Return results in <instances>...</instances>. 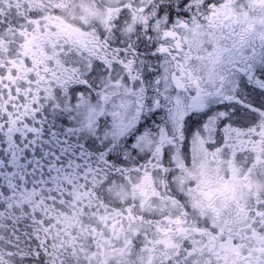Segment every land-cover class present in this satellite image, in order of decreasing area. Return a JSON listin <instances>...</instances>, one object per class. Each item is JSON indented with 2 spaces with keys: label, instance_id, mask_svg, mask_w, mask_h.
I'll use <instances>...</instances> for the list:
<instances>
[{
  "label": "snow or ice",
  "instance_id": "6c2138e0",
  "mask_svg": "<svg viewBox=\"0 0 264 264\" xmlns=\"http://www.w3.org/2000/svg\"><path fill=\"white\" fill-rule=\"evenodd\" d=\"M0 264H264V0H0Z\"/></svg>",
  "mask_w": 264,
  "mask_h": 264
}]
</instances>
